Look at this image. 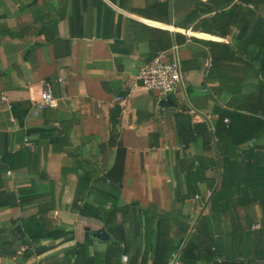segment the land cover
Segmentation results:
<instances>
[{
  "label": "crops",
  "instance_id": "obj_1",
  "mask_svg": "<svg viewBox=\"0 0 264 264\" xmlns=\"http://www.w3.org/2000/svg\"><path fill=\"white\" fill-rule=\"evenodd\" d=\"M173 49L183 88L142 86L139 69ZM263 62L264 0H0V241L18 234L21 218L44 212L54 226L32 241L24 264L73 256L83 240L91 253L103 251L108 243L90 236L103 224L71 205L82 171L92 193L110 194L105 175L118 141L125 158L114 194L137 209L139 258L154 251L161 225L180 239L169 264H202L193 254L195 229L199 241L207 231L219 241L235 215L264 225L257 204L228 210L212 195L227 159L213 140L205 144L200 126L213 131L228 102L255 91ZM46 81L54 104L39 107ZM246 147L264 150V135ZM31 185L33 202L20 205L18 188ZM237 198L229 195L233 204ZM50 199L55 206L47 210ZM116 220L130 240L128 222L121 213ZM20 250L0 247V264H20Z\"/></svg>",
  "mask_w": 264,
  "mask_h": 264
},
{
  "label": "trees",
  "instance_id": "obj_2",
  "mask_svg": "<svg viewBox=\"0 0 264 264\" xmlns=\"http://www.w3.org/2000/svg\"><path fill=\"white\" fill-rule=\"evenodd\" d=\"M258 30V28L254 29L255 35ZM259 38L254 39L253 42L257 43ZM255 74L257 77L255 91L246 95L243 103L228 102L227 108L218 112L213 131L207 130L203 124L200 126L205 130V144L213 140L219 154L227 159L222 164L219 186L218 188L216 185L213 186L212 195L216 193L218 201H225L228 210H236L235 205L247 207L257 204L264 220V150L246 147L247 142L264 135V62ZM114 140L112 136L110 143ZM124 158L125 149L118 141L114 163L105 175L106 180H109L113 186L110 188V194L92 193L87 186L88 172L82 171L76 196L71 205V209L79 217L100 221L115 242L108 244L103 251L95 248L91 253L88 241L83 240L75 244L73 256L53 255L41 260L40 264H122L123 256L127 258L125 264L170 263L172 253L179 249L180 239L175 241L169 236L167 225L159 227L154 251L148 253L145 250L139 258V242L133 234V214L137 209L132 203H122L114 194L117 193L121 183ZM32 192V185L18 188L20 205L33 202ZM85 193L94 194V200L89 202L83 199ZM231 194H238L234 204L229 200ZM47 205V210H50L55 206V201L50 199ZM117 213H121L122 222H128L127 233L130 240L127 238L123 240L119 233ZM240 220V217L233 216L232 229L224 231V239L219 241L214 240L210 231H207V240L199 241L196 229L192 231L190 237L195 242L193 248L195 257L202 264H264V225H260L256 216L248 213L243 221ZM20 225L25 236L13 234L14 237L0 241V247L21 248L17 254L18 262L24 264L32 259V241L45 237L54 224L53 220L42 212L39 216L21 218ZM151 231L154 232L153 228H150Z\"/></svg>",
  "mask_w": 264,
  "mask_h": 264
},
{
  "label": "built area",
  "instance_id": "obj_3",
  "mask_svg": "<svg viewBox=\"0 0 264 264\" xmlns=\"http://www.w3.org/2000/svg\"><path fill=\"white\" fill-rule=\"evenodd\" d=\"M168 52L156 54L152 59L144 64L138 71L136 79L141 85L150 91L166 93L176 89L183 88V74L176 55L175 49ZM45 88L40 93L39 107L54 104V98L49 89V83L46 81ZM4 100V96L1 97ZM227 121V119H224ZM179 255L173 254L172 258L176 259Z\"/></svg>",
  "mask_w": 264,
  "mask_h": 264
},
{
  "label": "water",
  "instance_id": "obj_4",
  "mask_svg": "<svg viewBox=\"0 0 264 264\" xmlns=\"http://www.w3.org/2000/svg\"><path fill=\"white\" fill-rule=\"evenodd\" d=\"M86 230H90L89 227H85ZM18 235L19 236H25L24 231L22 230L21 227H18ZM90 236L98 241L101 242H106L108 244H110L111 242H113V240L111 239V236L109 235L108 232L105 231L104 228H100L98 230H94L90 232Z\"/></svg>",
  "mask_w": 264,
  "mask_h": 264
}]
</instances>
